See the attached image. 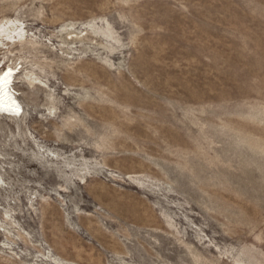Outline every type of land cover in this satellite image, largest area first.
<instances>
[{
    "label": "rangeland",
    "instance_id": "rangeland-1",
    "mask_svg": "<svg viewBox=\"0 0 264 264\" xmlns=\"http://www.w3.org/2000/svg\"><path fill=\"white\" fill-rule=\"evenodd\" d=\"M7 67L0 264H264V0H0Z\"/></svg>",
    "mask_w": 264,
    "mask_h": 264
},
{
    "label": "bare ground",
    "instance_id": "bare-ground-1",
    "mask_svg": "<svg viewBox=\"0 0 264 264\" xmlns=\"http://www.w3.org/2000/svg\"><path fill=\"white\" fill-rule=\"evenodd\" d=\"M17 70L7 67L6 72L0 78V111L9 116H19L23 112L20 103L9 89L10 80L14 81L13 73H16Z\"/></svg>",
    "mask_w": 264,
    "mask_h": 264
}]
</instances>
